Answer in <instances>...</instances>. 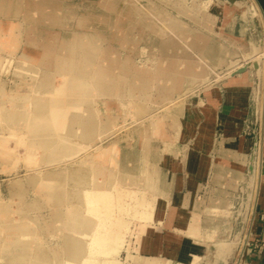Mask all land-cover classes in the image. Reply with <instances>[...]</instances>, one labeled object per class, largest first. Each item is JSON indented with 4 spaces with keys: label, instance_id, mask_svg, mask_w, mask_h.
<instances>
[{
    "label": "rangeland",
    "instance_id": "rangeland-1",
    "mask_svg": "<svg viewBox=\"0 0 264 264\" xmlns=\"http://www.w3.org/2000/svg\"><path fill=\"white\" fill-rule=\"evenodd\" d=\"M1 1L4 15L0 18V264H47L48 260V264H79L77 260L84 255H74L76 246L69 245L68 240L87 244L89 230L94 226V221L80 227L71 220L74 212L84 210V189L94 185L123 186L151 199L145 196L150 190H143L142 181L131 182L128 178L134 171L135 160L143 166V161L151 158L152 146L163 148L166 135L169 141L183 147L184 142L176 140L175 134L179 111L192 106L193 101L199 102L196 107L200 112L204 111L208 92L223 89L230 77L242 76L246 70L240 73L237 70L244 66L255 72L254 66L264 63V43L241 40L239 25L234 27L233 17H226L231 5L235 9L247 8V1ZM235 3L238 8L234 7ZM233 31L238 42L236 38L226 37ZM231 64L236 67L228 69ZM202 66L206 71L201 76ZM227 97L230 102L231 97L228 94ZM241 103L234 105L232 114ZM55 106L58 111L51 112ZM13 112L23 118H12ZM42 113L61 114L58 125L37 132L30 124L38 121L36 116ZM86 119L94 121L87 135L79 123ZM46 137L57 140L55 149L40 144ZM214 137L216 141L221 140L219 129ZM64 141H68L67 146L72 143V153L63 152ZM186 143H191V139ZM111 146L115 149L113 161L97 165L98 152ZM152 157H155L154 151ZM124 162L132 165H119ZM76 169L89 171L86 183L79 184L72 178L70 174ZM248 188L249 196L232 198L234 236L230 242L222 241L221 246L232 255L236 249L235 258L243 254V249L250 253L253 244L248 225L255 203L254 174H250ZM201 191L206 194L201 201L207 202L209 186L205 184ZM74 192L77 197L71 198ZM123 197L122 194L120 199ZM126 199L131 198L126 196ZM177 209L169 206L167 225L174 224L171 231L161 233L160 227L152 223L149 227L155 232L149 229L140 239H137L138 217L126 215L132 218V231L126 244L118 252L116 249L115 254L108 252L100 256L98 264H128L129 255L144 252L151 254L145 260L156 263L164 259L161 253L167 252V245L173 246L170 254L174 258H165L166 264H189L175 260L176 245L200 236L198 231L190 235L182 229L190 226L199 229V215H190L185 209L189 219L181 221L172 213ZM22 227L27 229L26 235L27 231L31 235L23 237L24 233L18 230ZM157 237H162L158 254L153 252ZM244 240L245 244L250 240V245L245 246ZM198 255L188 252L192 264H200L202 257ZM72 256L80 259L72 260Z\"/></svg>",
    "mask_w": 264,
    "mask_h": 264
},
{
    "label": "crops",
    "instance_id": "crops-1",
    "mask_svg": "<svg viewBox=\"0 0 264 264\" xmlns=\"http://www.w3.org/2000/svg\"><path fill=\"white\" fill-rule=\"evenodd\" d=\"M249 1L250 8L242 6L240 9H235L231 5L226 17H233L234 27L239 25L240 39H245V41L250 39V44L253 40L263 44L264 0ZM1 6L4 5L0 0ZM250 9L254 12L253 14ZM2 15L4 14L0 8V18ZM235 34L236 31H233L226 37L235 39L238 37ZM204 37L208 38V36ZM245 44L248 46V42ZM235 67L232 64L227 66L228 69ZM244 74L240 83L242 82L243 87H246V98L239 105L236 113L232 114L234 104L229 102L227 97V86L232 79L230 77L223 89H214L207 93L206 102L203 103L204 111L200 112L197 109L196 104L199 105L197 101L196 103L193 101L192 106L183 107L179 111L175 134L176 140L184 142L183 147L181 144L177 145L176 142L169 141L166 135L163 148L161 146L151 147L155 157L151 154L147 162L143 161V166L135 160L134 171L128 175L131 182L142 181L144 191L150 190L143 192L147 198L155 196L154 198L159 201L157 205L161 208V217L159 216V221L153 223L160 227L161 233L171 231L174 226V224L167 225L170 205L185 208L190 215H199L202 232L197 238L196 243L198 244L186 240L183 244L176 245V256L189 264H192L188 256V252L190 254L191 251L201 255L200 264H264V63L255 72L247 69ZM217 129L221 133L220 141H216L214 137ZM255 134L259 142L252 190L255 203L252 208L253 217L248 225L250 238L254 243L250 253H247V249H243V254L235 258L236 249L231 255L230 251L222 248L220 243L230 242L234 236L233 230L236 223L231 219L232 198L237 195L249 196L248 181L251 174L249 161ZM189 138L191 143L187 144L186 141L190 140ZM160 151H163V154ZM119 165L131 166L132 163L125 164L124 162ZM140 167L143 170L147 168L148 171L143 172ZM147 177L149 180L146 179ZM205 184L209 186L207 202L201 201L206 195L201 191ZM151 185L154 191H151ZM213 220L214 223H212ZM241 231L242 229L240 233ZM202 243L206 244L213 259L203 256L205 246ZM166 247L168 250L166 253L165 251L161 253L162 257L164 259L174 258L170 254L173 246L167 245ZM143 255L146 258L151 257L150 252H144Z\"/></svg>",
    "mask_w": 264,
    "mask_h": 264
},
{
    "label": "bare ground",
    "instance_id": "bare-ground-1",
    "mask_svg": "<svg viewBox=\"0 0 264 264\" xmlns=\"http://www.w3.org/2000/svg\"><path fill=\"white\" fill-rule=\"evenodd\" d=\"M229 1V0H227ZM239 1V0H236V2ZM240 1H247L248 4H249V8L251 7V3L249 0H240ZM237 3L234 4V7L238 8L239 5H236ZM19 6V5H18ZM83 6V4H82ZM86 6V5H85ZM84 6V7H85ZM91 7V6H90ZM94 8V7H93ZM251 13L253 14L254 12H252V10L250 9ZM86 28H88L86 26ZM90 28V27H89ZM2 30V27H0V31ZM196 36V35H195ZM236 36V35H235ZM241 38V37H240ZM40 39V38H39ZM233 38H231L232 40ZM42 40V39H41ZM204 40V39H203ZM234 40V39H233ZM237 40V38H236ZM235 40V41H236ZM242 40V39H241ZM234 41V42H235ZM14 42V41H13ZM204 42V41H203ZM238 42V40H237ZM5 43V42H4ZM1 45V44H0ZM222 45V44H221ZM3 46V45H2ZM8 46V45H7ZM10 46V45H9ZM5 50V49H4ZM45 52V51H44ZM210 53V52H209ZM189 59V58H188ZM192 59V58H191ZM189 59V60H191ZM183 61V60H182ZM24 62V61H23ZM171 63V62H169ZM175 63V62H174ZM182 63V62H181ZM188 63V62H187ZM194 63V61L192 62ZM197 64V62H195ZM178 64V63H177ZM199 64V63H198ZM174 65V64H173ZM185 65V64H184ZM177 66V65H176ZM181 66V65H180ZM179 66V67H180ZM189 66V65H188ZM173 67V66H172ZM192 67V65H191ZM198 67H200V64L198 65ZM203 67V66H202ZM176 68V67H174ZM181 68V67H180ZM178 68V69H180ZM190 68V67H188ZM204 68V67H203ZM20 69V68H19ZM23 69V68H22ZM43 69V68H42ZM168 69V68H167ZM176 69V70H178ZM182 69H183V66H182ZM187 69V68H186ZM185 69V70H186ZM195 69V68H194ZM29 70V69H28ZM103 70V69H101ZM175 70V71H176ZM188 70V69H187ZM190 70V69H189ZM200 70V68H199ZM202 70V69H201ZM200 70V71H201ZM203 73L201 72V76L205 73V68L203 69ZM178 71H181L178 70ZM197 71V70H195ZM184 71H182L183 73ZM185 72H188V71H185ZM198 72V71H197ZM179 73V72H178ZM191 74L193 75V73L191 72ZM197 74V73H196ZM195 74V76H196ZM98 75V74H97ZM169 75V74H168ZM174 75V74H172ZM178 75V74H177ZM198 75V74H197ZM181 76V74H180ZM199 76V75H198ZM243 76H245V74H243L242 76L240 77H236V78H233L231 79L230 83L228 84L227 86V94L229 97H231L230 99V102H232L234 105L237 103H241L245 100L246 98V87H243L242 85V82L240 83V81L242 80ZM170 77H171V74H170ZM168 79V78H167ZM173 79V78H172ZM176 79V77H175ZM180 79V78H179ZM182 80V79H181ZM176 82V80L174 81ZM170 83V80L169 82ZM248 83V82H247ZM244 84V83H243ZM164 85V83H163ZM166 85V84H165ZM72 86V85H71ZM167 86V85H166ZM165 86V87H166ZM67 87V86H66ZM174 87V85H173ZM178 87V86H177ZM214 89V88H213ZM207 92V91H206ZM214 93V92H213ZM215 94V93H214ZM210 97V96H209ZM211 98H213L211 96ZM209 99V98H208ZM215 99H217L215 97ZM213 100V99H212ZM86 101V100H85ZM87 101L90 102V99H88ZM210 101V100H209ZM72 102V101H71ZM79 102V101H78ZM82 102V101H80ZM212 102V101H211ZM85 103V102H84ZM210 103V102H209ZM54 104V103H53ZM82 105V104H81ZM67 106V105H66ZM75 107L78 106V105H74ZM80 106V105H79ZM86 107V106H85ZM58 107H53L50 109L53 110L51 112H56L58 111L57 110ZM71 108V107H70ZM74 108V107H73ZM72 108V109H73ZM90 108V107H89ZM62 109V108H61ZM64 109V108H63ZM75 109V108H74ZM77 109V108H76ZM45 111V110H44ZM73 111V110H72ZM89 111V110H88ZM87 111V112H88ZM43 112V111H41ZM60 112V111H59ZM67 112V111H66ZM69 112V111H68ZM77 112V111H76ZM59 114V113H58ZM67 114V113H66ZM73 114V113H72ZM62 115H63V112H62ZM65 115V114H64ZM93 115V113H92ZM52 116V117H50ZM67 116V115H66ZM87 116V115H86ZM94 116V115H93ZM91 116L90 118H94L93 120H95V117ZM11 117L12 118H23L21 115H19L17 112H13L11 113ZM51 118L50 122H53V123H50L48 121H46L47 119L46 118ZM68 117V116H67ZM85 117V116H84ZM36 118L38 119V121H36L35 123H31L30 126L31 127H34L36 128V131L39 130V129H44V127L46 128H51V126L55 127V125L57 126L58 123H59V119L61 118V114L57 115H48V114H39L36 116ZM80 119V118H79ZM89 119V118H88ZM81 120V119H80ZM91 120V119H90ZM92 120V121H93ZM77 121V120H76ZM91 121V122H92ZM5 122V121H4ZM32 122V121H31ZM90 121H88L86 119V121H80L79 123L81 124L83 130H84V134L87 135L89 134V132L91 131V128L93 127V123H91ZM94 122V121H93ZM74 123V122H72ZM77 124V123H76ZM75 124V125H76ZM79 124V125H80ZM71 125V124H70ZM74 125V124H73ZM80 126V127H81ZM72 127V126H71ZM76 127V126H75ZM78 127V126H77ZM69 128V127H68ZM67 129V128H66ZM72 129H74L72 127ZM70 130V129H69ZM47 131V130H46ZM52 131V130H50ZM65 131V130H63ZM39 132V131H37ZM40 133H43V132H40ZM45 133V131H44ZM77 133V132H76ZM34 134V133H33ZM46 136V135H45ZM48 136V135H47ZM67 138V137H66ZM65 138V139H66ZM34 140V139H33ZM35 140H37V138H35ZM64 140V139H63ZM69 141V140H68ZM68 141H64V146H63V152H65V154H68V153H72L73 152V148L71 146L72 143H71V146H67L69 144ZM40 144L42 143V145L45 147V148H54L55 149V146H56V143H57V140H52L51 138L49 137H46L45 139H43V141H39ZM77 142V141H76ZM62 143V142H61ZM66 143V144H65ZM81 144V142H80ZM75 145V144H74ZM74 147V146H73ZM80 147V146H79ZM20 149V148H19ZM53 149V150H54ZM59 148H57V151H58ZM24 150V149H23ZM36 150V149H35ZM38 151V150H37ZM114 146H111L109 148H106V149H103V150H100L98 152L99 156H100V159L98 161H96V164L97 165H103L106 161L108 162H111L113 161L114 159ZM59 152V151H58ZM42 154V153H40ZM64 155V154H63ZM65 156V155H64ZM39 157V156H38ZM43 157V156H42ZM53 158H55L53 156ZM95 164V165H96ZM80 166V165H79ZM78 166V167H79ZM106 167V166H105ZM72 168V166H71ZM97 168V167H96ZM69 169V168H68ZM74 169V168H73ZM101 169V168H100ZM71 170V169H70ZM77 170V169H76ZM106 170V169H105ZM97 171V170H96ZM96 171L94 173H96ZM101 171V170H100ZM103 171V170H102ZM89 172V171H87ZM87 172L83 171V170H77L76 172L71 173L69 172V174L72 176V178L77 181V183L79 184H83L85 181H86V176L88 174H86ZM104 172V171H103ZM201 172V171H200ZM68 173V172H67ZM91 173V171H90ZM93 173V171H92ZM101 173V172H100ZM60 174V173H59ZM67 174V175H69ZM102 174V173H101ZM115 174V172H114ZM91 175V174H90ZM116 175V174H115ZM197 175V174H196ZM45 177V175H43ZM70 176V177H71ZM92 176V175H91ZM62 177V175H61ZM90 177V176H89ZM93 177V176H92ZM59 178V177H58ZM96 178V177H95ZM69 179V178H68ZM92 179V178H91ZM89 179V180H91ZM101 179V178H100ZM199 179V178H198ZM104 180V179H103ZM178 180V179H177ZM93 181V179H92ZM99 181V180H97ZM67 182V181H66ZM90 182V181H89ZM103 182V181H102ZM101 182V183H102ZM177 182V181H176ZM76 183V184H77ZM86 183V182H85ZM105 183V182H104ZM88 184V182H87ZM92 184V183H90ZM100 184V183H99ZM109 184V182H108ZM178 184V182H177ZM101 185V184H100ZM55 186V185H54ZM92 186V185H90ZM95 186V185H94ZM92 187V188H89V187H86L84 189V191L82 192L84 194L83 196V199H82V202L84 204V210L83 212H74L73 215L71 216L74 222L77 223L80 227L85 225L88 226L90 225L89 222L91 221H94V226L93 228L91 229V232L89 230V233H90V236H89V239H88V243L87 244H84L82 243V241L79 239L78 242L80 243H77V242H71L70 240H68L66 238V240H68L69 242V245H75L76 247H74L76 250H73V254L74 255H79V254H83V258H77V259H80V260H77L79 264H98L99 263V260L98 258L100 256H102L103 254L105 253H110V254H115V250L117 249V252L118 250L121 248V246L128 240V237H129V233L132 231V218L131 216H126V215H134V216H137L139 221L138 223L139 226H138V229H137V239H140L143 237V235L149 230H153L155 232V230L150 226V224H152L153 222H156V221H159V216L161 217L160 215V211H161V208L159 207V205H157V201L156 198H151V199H146L145 197H142L140 196L138 193V190H130V189H127L126 187H121V186H116L115 188L114 187H111V188H107L106 187ZM13 187V186H12ZM76 187V186H75ZM80 187V186H79ZM82 189V188H81ZM19 190V189H18ZM221 190V189H220ZM55 191V190H54ZM56 192V191H55ZM69 193V192H68ZM82 194V195H83ZM124 195L122 201L120 202V197L121 195ZM21 195V194H20ZM138 195V196H137ZM72 196V197H71ZM70 197L71 198H76V194L75 192L72 193ZM80 196V195H78ZM126 196H130V200L126 199ZM144 196V195H143ZM157 197V196H156ZM162 197V196H161ZM81 198V197H80ZM135 199L136 201H132V199ZM139 198V199H138ZM120 199V200H119ZM72 200V199H71ZM78 200V199H77ZM159 200V199H158ZM183 200V199H182ZM186 200V199H185ZM212 200V199H211ZM79 201V200H78ZM71 202V201H70ZM73 202V201H72ZM76 202V201H75ZM78 204V203H77ZM82 204V203H81ZM190 204V203H189ZM163 206V205H162ZM164 207V206H163ZM167 207V206H165ZM177 207V206H176ZM187 207V206H186ZM206 209V208H205ZM212 209V208H211ZM166 210V209H165ZM178 210V211H177ZM175 212H172L173 214H177V216L179 217V219H181V221H186L189 219L188 215H187V212L185 211V208H179L177 209ZM210 211V210H209ZM63 213V212H62ZM208 214V213H207ZM212 214V213H210ZM172 217V216H171ZM83 218H85V221H83ZM90 218V219H89ZM82 219V220H81ZM89 219V220H88ZM92 219V220H91ZM204 219V218H203ZM213 219V218H212ZM32 220V219H31ZM191 220V219H190ZM196 221V220H195ZM203 221V220H202ZM210 221V220H209ZM39 222V221H38ZM134 223V222H133ZM171 223V222H170ZM179 223V222H178ZM208 223V222H207ZM206 223V224H207ZM214 223V220L213 222ZM210 223V224H212ZM187 224V223H186ZM201 224V222H200ZM209 224V223H208ZM207 224V225H208ZM77 225V226H78ZM75 225V227H77ZM210 226V225H209ZM74 227V228H75ZM84 227V226H83ZM204 227V226H203ZM208 226H206L207 228ZM88 228V227H87ZM86 228V229H87ZM26 229V228H25ZM77 229V228H75ZM85 229V230H86ZM183 231H185V233L187 232V234H190V235H193L194 232L198 231V235L201 236V226L199 227V229H195L194 227L190 226V227H186V228H182ZM214 229V227L212 228ZM18 230H21L23 233L24 231L26 232V230H24V228H19ZM79 230V229H78ZM84 230V229H83ZM88 230V229H87ZM32 232V231H31ZM190 232V233H189ZM213 232V231H212ZM207 233V232H206ZM196 234V233H195ZM26 233L22 234L23 237H26L27 235H31L29 234V232L27 231V235ZM215 235V234H214ZM76 236V235H75ZM209 236V235H208ZM213 236V235H212ZM28 237V236H27ZM72 238V236H71ZM207 238V237H206ZM209 238V237H208ZM78 239V238H77ZM76 239V240H77ZM163 239H164V235H163ZM176 239V238H174ZM180 238H178L179 240ZM160 240H162V237H157V241L154 243V247H153V252H156V254H158V247L161 246L160 244ZM65 242V241H64ZM71 242V243H70ZM192 242H194V244H198L196 243L197 242V239L196 240H193ZM142 243V242H141ZM36 244V243H35ZM126 244V243H125ZM182 244V243H181ZM203 244V243H202ZM221 246L224 245V242L220 243ZM205 247H204V251L205 252V255H208L209 258L213 259L212 258V255H211V252L208 250L206 244H203ZM142 246V244H141ZM56 247V246H55ZM63 249V248H62ZM61 249V252H63ZM165 249V248H164ZM35 250H36V247H35ZM39 250V248L37 249ZM60 250V249H59ZM49 251V250H48ZM140 251V250H139ZM235 251V250H234ZM232 252V250H231ZM40 253H43L40 252ZM45 254V253H44ZM55 254V253H54ZM64 254V253H63ZM62 254V255H63ZM48 255V254H46ZM58 255V254H57ZM60 255V254H59ZM211 255V256H210ZM232 255V254H231ZM49 256V255H48ZM47 256V257H48ZM51 256V255H50ZM158 256V255H156ZM199 256V255H198ZM45 257V256H43ZM54 257V256H53ZM56 257H59V256H56ZM35 258V257H34ZM37 258V257H36ZM35 258V259H36ZM63 258V257H62ZM72 258H75V257H71L70 259ZM75 258V259H76ZM129 260H128V264H166V261L165 259L163 260H159L157 261L156 263H152L150 262L149 260H145V256L143 254H137L136 256H132V255H129L128 256ZM198 258V257H197ZM40 258L38 257L36 260L37 261H46V260H39ZM69 259V258H68ZM180 258H176L175 260H178ZM35 260V261H36ZM59 260V259H58ZM61 260V259H60ZM73 260V259H72ZM167 260V259H166ZM181 260V259H180ZM195 260H196V257H195ZM32 261V259H31ZM36 261V262H37ZM49 261V260H48ZM48 261L47 264H48ZM69 261V260H68ZM35 262V263H36ZM45 262V263H46ZM72 263L73 262H76V261H71ZM58 263V262H57ZM77 263V262H76ZM31 264V262L29 263ZM33 264V263H32ZM106 264H109V263H106ZM178 264V263H176Z\"/></svg>",
    "mask_w": 264,
    "mask_h": 264
},
{
    "label": "water",
    "instance_id": "water-1",
    "mask_svg": "<svg viewBox=\"0 0 264 264\" xmlns=\"http://www.w3.org/2000/svg\"><path fill=\"white\" fill-rule=\"evenodd\" d=\"M231 2H234L236 0H229ZM260 67V64H258V66H254L255 70H258ZM249 68V66H244L243 68H240L239 70H237V73L243 72L245 70H247ZM254 145H253V150H252V155L249 161V170L251 171V174H254V166H255V158L257 156V150H258V137L257 134L254 135Z\"/></svg>",
    "mask_w": 264,
    "mask_h": 264
},
{
    "label": "built area",
    "instance_id": "built-area-1",
    "mask_svg": "<svg viewBox=\"0 0 264 264\" xmlns=\"http://www.w3.org/2000/svg\"><path fill=\"white\" fill-rule=\"evenodd\" d=\"M259 143V142H258ZM257 153H258V150H257ZM246 240V239H245ZM245 240H244V244H245ZM254 243V242H253ZM247 245H250V240H247V243L245 244V246H247ZM253 245V244H252ZM251 248H253V247H251Z\"/></svg>",
    "mask_w": 264,
    "mask_h": 264
}]
</instances>
